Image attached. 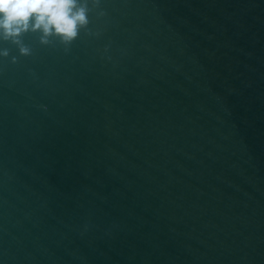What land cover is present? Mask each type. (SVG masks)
Listing matches in <instances>:
<instances>
[{
  "label": "water",
  "instance_id": "95a60500",
  "mask_svg": "<svg viewBox=\"0 0 264 264\" xmlns=\"http://www.w3.org/2000/svg\"><path fill=\"white\" fill-rule=\"evenodd\" d=\"M89 8L0 39V264H264V0Z\"/></svg>",
  "mask_w": 264,
  "mask_h": 264
},
{
  "label": "clouds",
  "instance_id": "9594fccd",
  "mask_svg": "<svg viewBox=\"0 0 264 264\" xmlns=\"http://www.w3.org/2000/svg\"><path fill=\"white\" fill-rule=\"evenodd\" d=\"M90 2L98 7L101 0H0V39L20 45L21 55L28 56L31 49L23 45L22 36L39 32L43 44L55 37L70 51L81 30L88 29Z\"/></svg>",
  "mask_w": 264,
  "mask_h": 264
}]
</instances>
